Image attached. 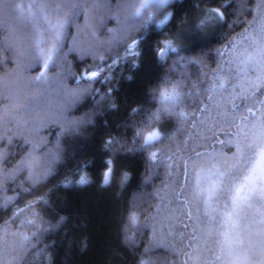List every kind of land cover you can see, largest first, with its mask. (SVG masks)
Masks as SVG:
<instances>
[{"label": "trees", "instance_id": "16d2710c", "mask_svg": "<svg viewBox=\"0 0 264 264\" xmlns=\"http://www.w3.org/2000/svg\"><path fill=\"white\" fill-rule=\"evenodd\" d=\"M263 6L0 0V204L12 200L11 210L0 207V264H241L237 253L253 245L252 258H264L261 188L237 229L220 226L232 203L222 154L254 119L247 108L264 112V79L237 96L213 90L223 50ZM218 7L226 23L206 20ZM169 42L176 52L161 58ZM92 71L95 80L83 77ZM164 87L179 95L161 113ZM151 132L158 139L145 145Z\"/></svg>", "mask_w": 264, "mask_h": 264}, {"label": "rangeland", "instance_id": "374dc122", "mask_svg": "<svg viewBox=\"0 0 264 264\" xmlns=\"http://www.w3.org/2000/svg\"><path fill=\"white\" fill-rule=\"evenodd\" d=\"M157 1V0H147ZM173 1V0H171ZM165 20V19H164ZM160 25V24H159ZM231 44L223 50L224 62L218 69L215 79V91H225L227 87H231V95H239V88H246L249 83L258 79H264V6L259 8L254 20L249 24L244 33L233 39ZM132 46V45H131ZM131 50V47H130ZM131 55L133 52L131 50ZM90 72L83 75L87 77ZM235 96V97H236ZM261 115L252 119L251 124L244 127L239 137L233 140L235 148L232 154L222 156L227 159L222 165L226 173H232L234 169H238L237 179L230 181L228 176V197L235 195V189L242 186L241 196L249 194L250 189L264 188V157L260 155V148L257 147L251 164L245 166L241 159V153L237 150L238 147L243 148L247 143L246 137H251L253 134V124L261 120ZM72 125V124H70ZM158 135V134H157ZM228 162V163H227ZM221 167H219L220 169ZM254 169V170H253ZM223 169H221L222 171ZM109 169L105 171L108 175ZM223 174V171H222ZM221 174V175H222ZM247 177L248 179H245ZM84 177L81 175L77 181H81ZM216 184H213L212 188ZM261 185V186H260ZM203 187L201 186L200 189Z\"/></svg>", "mask_w": 264, "mask_h": 264}, {"label": "snow or ice", "instance_id": "6c2138e0", "mask_svg": "<svg viewBox=\"0 0 264 264\" xmlns=\"http://www.w3.org/2000/svg\"><path fill=\"white\" fill-rule=\"evenodd\" d=\"M159 6L161 8H163L165 5L169 4L171 2V0H157ZM201 2H212V0H201ZM221 7H223V4H221ZM170 15V14H169ZM226 16H227V9L225 8L224 11H221L220 8H211L208 9L205 13V18L206 20H217V21H223V22H227L226 20ZM167 17L165 18V20H161L160 21V25H164L166 22ZM205 24V21H201V24L198 25L197 27L199 28H203ZM57 51H59V49H57ZM167 51H172V52H176V48L172 46V43L169 42L167 44H165L163 47H161L159 49V55L161 56V58H163ZM52 61V57L49 56L48 57V61H46L43 65V67L45 69L48 68L49 66V62ZM194 63L196 62L195 60L193 61ZM0 65H2V62H0ZM99 73L92 71L88 74V76L86 77V79L88 80H95L98 77ZM44 77V72H41L39 76H37L35 79L36 81L41 80ZM158 93V97L161 101V109L160 112L164 113L168 111L166 102L173 99V96L176 95L178 97V93H176L175 88H173L172 93L168 92L167 87H164L162 89H157L156 90ZM257 91L261 93V95H264V85H261L257 88ZM255 96V94H253ZM248 99V98H246ZM260 104L264 105V100H259L258 101ZM233 107L238 108L239 105H235L233 104ZM254 107V105H253ZM202 109H196V111H201ZM247 112L253 117L255 118L257 113L253 112V108L252 107H248L247 108ZM171 114V113H169ZM261 117L262 119L259 120L257 123L253 124V129L255 131H253V134L251 137H246V140L248 141L247 143H245L243 145V148L238 147V151L241 153V159L244 162L245 166H247L248 164H251L252 160H253V156L255 155V150L257 147L260 148V155L261 157H264V112L261 113ZM153 119H156L157 117L155 115H153L152 117ZM193 119H195V111L193 112ZM242 120H248V116H242L241 117ZM139 135V133H138ZM158 139V135L155 132H151L147 138L145 139L144 143L145 145H150L152 141ZM223 143V142H221ZM0 146H2V142H0ZM155 153H152L153 158L155 157ZM197 156L201 155L199 152L196 153ZM5 163L7 162V159L5 158ZM36 161H32L30 163H25L24 167L25 168H31V167H35L36 166ZM254 170V169H253ZM238 169H234L232 173H224V175L228 176L230 181H234L237 179V173H238ZM111 172V169H109V173ZM51 173V169L49 168L47 171H45L42 175L39 173H35L33 174L32 181H33V186H35L36 184H38L41 179H46L47 176ZM4 180H14V177H9V176H5L3 177ZM245 179H248L247 177H245ZM85 180H81L80 183H85ZM104 183L107 184L108 183V175H105L104 178ZM10 187V186H9ZM231 189L229 188H225L222 189V191H230ZM241 191H242V186L241 187H237L235 189V195H233L231 197V211H228V204L225 203V212L223 214V221L220 224L221 227H223L224 225L228 226L229 230H235L239 227V223H240V216H239V211L243 210V207L246 206L248 208L252 207V204L250 203V201L253 198V194L256 191L255 189H250L249 190V194L245 195V196H241ZM259 199L261 201H264V188H261L259 190ZM12 206V200L9 199L7 201H5L3 204H0V207H9V210H11ZM260 212V215L262 216L261 219V223L264 224V210H258ZM22 213H18L17 214V219H19V216ZM205 216H208V213L205 212ZM233 217H235V219H233ZM211 219H215V217H212ZM28 223H32L31 221H28ZM185 227H187V225H185ZM223 235H227V233H223ZM257 235L259 236V249H260V255L264 256V228H260L257 232ZM25 240L28 239V237H24ZM237 239L239 240V244L241 246L244 245V240L240 239V237H237ZM243 255L244 256V260L241 261V264H264V258L260 259V260H254L252 257L255 256L257 253L255 252V245L248 247L246 249H242V253H237V255ZM17 259L21 258L19 253L17 254ZM217 259H219V257H217Z\"/></svg>", "mask_w": 264, "mask_h": 264}]
</instances>
